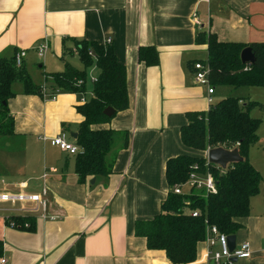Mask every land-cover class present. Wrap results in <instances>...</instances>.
Returning <instances> with one entry per match:
<instances>
[{
	"label": "crops",
	"instance_id": "crops-1",
	"mask_svg": "<svg viewBox=\"0 0 264 264\" xmlns=\"http://www.w3.org/2000/svg\"><path fill=\"white\" fill-rule=\"evenodd\" d=\"M199 32L222 43H264V0H0V57L25 51L22 67L36 86L51 89L48 54L61 60L64 52L77 56L75 42L104 45L110 39L126 70L129 100L127 110L91 127L126 132L128 147L120 149L121 140L116 144L111 175L80 184L75 156L48 140L65 133L74 144L82 122L76 109L92 97L87 83L96 68L87 71L84 95L56 91L52 101L24 96L21 84L13 85L15 97L7 105L15 135L0 139V195L42 196L44 190L46 205L43 213L34 211V203L0 202L5 264H170L164 252L148 250L145 239L134 236V223L160 212L168 192V159H206V152L188 149L180 139L186 114L209 108L206 88L193 79V64L207 58L206 46L196 45ZM43 41L47 50L39 58L35 47ZM140 47L156 49V67L138 61ZM215 95L214 89L213 102L223 99ZM13 218H29L34 226L13 228ZM236 222L235 245L248 243L251 251L236 264H264V178L250 199L249 216ZM207 251L205 241L199 243L191 264H208Z\"/></svg>",
	"mask_w": 264,
	"mask_h": 264
},
{
	"label": "trees",
	"instance_id": "trees-1",
	"mask_svg": "<svg viewBox=\"0 0 264 264\" xmlns=\"http://www.w3.org/2000/svg\"><path fill=\"white\" fill-rule=\"evenodd\" d=\"M197 46H206L210 85L218 87L264 88V43L241 45L222 43L212 34L199 32ZM77 56L83 70H74L67 63L58 74H49L51 93H86L87 71L97 70L92 84V97L76 111L82 117L74 145L80 152L74 157V173L80 184L88 178H106L112 174L115 162L113 152L117 137L120 149L128 147V134L111 130H92L91 127L108 123L116 114L128 109L126 70L109 45L96 42H75ZM250 48L255 58L253 66L243 65L241 52ZM91 53V56L88 54ZM70 55L64 52V56ZM14 56L0 57V139L13 137L14 119L8 101L15 97L12 87L22 86L24 96L43 98L41 87L36 86L24 68L16 67ZM138 61L146 67H156L159 56L154 47H140ZM204 63V61H201ZM82 81L81 86L77 83ZM259 106L238 98H225L211 105L205 112L186 114L187 124L180 130L184 147L205 153L223 148L238 151L240 163L221 169L207 163L205 158L180 155L165 164L168 192L160 205V212L149 220L134 223V236L146 241V248L165 253L170 264H191L196 260L197 245L204 242L207 228L214 226L226 236H234L240 225L236 222L250 214V199L259 194L261 176L250 164L248 153L258 141L260 120L250 117L249 110ZM111 108L115 114L108 118L103 111ZM209 174L215 184V194L178 196L172 192L175 185L184 184L190 174ZM192 212L198 216L193 218ZM21 230L31 231L34 223L29 218H13ZM24 224L28 227L24 228Z\"/></svg>",
	"mask_w": 264,
	"mask_h": 264
},
{
	"label": "built area",
	"instance_id": "built-area-1",
	"mask_svg": "<svg viewBox=\"0 0 264 264\" xmlns=\"http://www.w3.org/2000/svg\"><path fill=\"white\" fill-rule=\"evenodd\" d=\"M231 1H249V0H231ZM197 25L198 22L194 20ZM106 46L111 45V40L106 39ZM47 50V43L43 41L39 43L35 47V51L39 58H43L44 53ZM91 56V53L88 54ZM26 56L25 51L17 52L14 56V62L16 67H21L23 64V59ZM193 69V79L194 83L199 86H203L206 88L207 93V103L209 107L214 104V100L212 98L214 94V88L210 85L209 81V66L207 63L196 62L192 66ZM91 82H95V78H91ZM83 84L82 81L77 83V86H81ZM43 98L48 100H54L55 94L46 90L45 87L41 88ZM82 102H84L82 100ZM85 104V103H83ZM45 141V139H43ZM48 142L52 147L58 148L60 151L68 153L69 155H77L80 152V149L75 146L73 143L68 141V136L65 133H61L58 136L49 139ZM208 151H206L207 154ZM207 160V158H206ZM215 184L212 177L209 174L200 175L198 173H192L188 177L187 181L184 184L175 185L172 188V192L178 196L185 195H198L201 197H206L211 194H215ZM45 191L43 190L42 196H45ZM42 196L39 195H29V194H18V195H10V194H1L0 202L2 203H34L36 205L34 211L39 210V208L45 212L46 202L42 199ZM191 216L196 218L198 216L197 212H192ZM44 219V216H42ZM9 225L13 228H19V226L11 221ZM24 228H27L28 225H23ZM228 236L222 234L218 231V229L214 226L207 228V233L205 237V243L208 246V251L206 253V262L208 264H233L232 259L235 260H245L251 257L250 246L248 243H242L240 245H235L234 249L230 251L227 241ZM6 260L1 258L0 264H5Z\"/></svg>",
	"mask_w": 264,
	"mask_h": 264
},
{
	"label": "rangeland",
	"instance_id": "rangeland-1",
	"mask_svg": "<svg viewBox=\"0 0 264 264\" xmlns=\"http://www.w3.org/2000/svg\"><path fill=\"white\" fill-rule=\"evenodd\" d=\"M200 56L203 59L206 57L205 54H200ZM47 57H48L47 58L48 70L46 71L47 74H58V73L63 72L65 63H67L74 70H81L83 68L79 61V58L75 54L66 55L63 61L60 60L59 57H56L52 54H48ZM39 65H36L35 69L43 72V68L38 69ZM96 72L91 73V74L89 73L90 75H89L88 83H87L88 86L92 85V83L90 82V78L96 77L95 76L97 75ZM18 86H20V83L17 82L14 84V88ZM13 90L14 89H12V91ZM215 90H216L215 98L217 100L220 98L224 99V98L231 97V98H238L245 103L247 102L258 103L259 106L253 107L249 110L250 117L256 120H260L261 124L257 131L258 141L250 148L249 153H248V159H249L250 164L255 165L256 167H258L259 169L263 171L262 174H260L263 179L264 178L263 177L264 175V88L233 89V88L218 87V88H215ZM86 96L87 98H89L88 94ZM116 139L117 141L115 143L113 152H116L118 150V148L116 147V144L119 142L120 139L119 137H117ZM68 141H71V138L69 137V135H68ZM5 146H7V143L5 144ZM15 147H18V144H15L12 146L13 149H15Z\"/></svg>",
	"mask_w": 264,
	"mask_h": 264
},
{
	"label": "water",
	"instance_id": "water-1",
	"mask_svg": "<svg viewBox=\"0 0 264 264\" xmlns=\"http://www.w3.org/2000/svg\"><path fill=\"white\" fill-rule=\"evenodd\" d=\"M240 61L243 65L253 66L255 64V58L251 52L250 48L244 49L240 54ZM115 114V111L111 108H107L103 111V115L111 118ZM73 138H76L74 135ZM207 163L217 166L221 169H226L227 166L240 163L242 159L239 157L238 151L234 150H225L223 148H215L211 149L206 154ZM94 183V180L91 181V184ZM228 246L230 251H232L235 247V236H228L227 238ZM233 264L237 263V260L232 259ZM212 264V263H210Z\"/></svg>",
	"mask_w": 264,
	"mask_h": 264
}]
</instances>
